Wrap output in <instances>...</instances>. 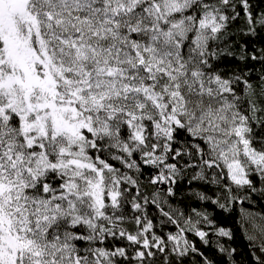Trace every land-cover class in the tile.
Wrapping results in <instances>:
<instances>
[{
	"label": "snow or ice",
	"instance_id": "6c2138e0",
	"mask_svg": "<svg viewBox=\"0 0 264 264\" xmlns=\"http://www.w3.org/2000/svg\"><path fill=\"white\" fill-rule=\"evenodd\" d=\"M237 229L264 264V0H0V264H242Z\"/></svg>",
	"mask_w": 264,
	"mask_h": 264
},
{
	"label": "trees",
	"instance_id": "16d2710c",
	"mask_svg": "<svg viewBox=\"0 0 264 264\" xmlns=\"http://www.w3.org/2000/svg\"><path fill=\"white\" fill-rule=\"evenodd\" d=\"M217 215L219 217L220 223H222L224 226H234L235 223V214H223L219 211L217 212ZM226 240V238H223ZM230 244L233 247L237 248V260L241 261L242 264H250V257L248 256V248H247V242L243 238V236L240 234V231L237 229L236 231V237L233 241L230 242Z\"/></svg>",
	"mask_w": 264,
	"mask_h": 264
}]
</instances>
